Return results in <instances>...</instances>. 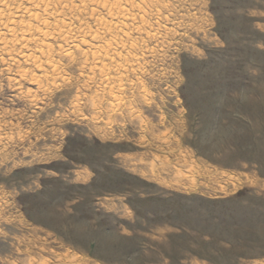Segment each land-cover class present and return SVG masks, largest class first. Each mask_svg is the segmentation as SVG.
<instances>
[{
    "label": "rangeland",
    "instance_id": "1",
    "mask_svg": "<svg viewBox=\"0 0 264 264\" xmlns=\"http://www.w3.org/2000/svg\"><path fill=\"white\" fill-rule=\"evenodd\" d=\"M28 1L1 20L30 42L0 27V264H264V0Z\"/></svg>",
    "mask_w": 264,
    "mask_h": 264
},
{
    "label": "bare ground",
    "instance_id": "2",
    "mask_svg": "<svg viewBox=\"0 0 264 264\" xmlns=\"http://www.w3.org/2000/svg\"><path fill=\"white\" fill-rule=\"evenodd\" d=\"M2 1H3V0H2ZM5 1H6V2H5ZM19 1H20V3H23V2H25V1H27V0H19ZM21 1H22V2H21ZM29 1H30V0H29ZM29 1H28V2H29ZM34 1H35V0H34ZM56 1H57V0H55V2H56ZM83 1H84V0H83ZM101 1H102V0H101ZM109 1H110V0H109ZM121 1H122V0H121ZM121 1H120V2H121ZM125 1H126V0H125ZM128 1H129V0H128ZM145 1H146V0H145ZM4 2H5V3L3 4V8H2L3 11H1L2 13H0V27H1L2 29H5V31H6L8 34L12 35L13 38L17 39V36H19V35H17V34L19 33L18 31H19V30L21 31L22 29H21V28H18L19 30L16 31V28H15V24H16V23H15V22H13V25H12V26H11L10 24H7V23H6L7 25H5V24L3 25V24H2V23H4L5 21L2 22L1 19H4V13L7 12V11L9 10V6H10L9 4H10L11 0H4ZM37 2H38V0H37ZM37 2H36V3H37ZM44 2L46 3V1H44ZM47 2H48V0H47ZM81 2H82V0H81ZM85 2L87 3V0H85L84 3H85ZM88 2H89V1H88ZM97 2H99V0H98ZM104 2H105V1H104ZM115 2H116V1H115ZM115 2H114V3H115ZM118 2H119V0H118ZM133 2H134V1H133ZM158 2H159V0H158ZM16 3H17V2H16ZM33 3H34V2H33ZM36 3H34V4H36ZM84 3H83V5H84ZM89 3H91V2H89ZM89 3H88V4H89ZM100 3H101V2H100ZM134 3H136V2H134ZM134 3H133V4H134ZM23 4H24V3H23ZM28 4H29V3H28ZM28 4H27V5H28ZM47 4H48V3H47ZM52 4H53V3H52ZM120 4H121V3H120ZM126 4H127V1H126ZM16 5H17V4H16ZM19 5H20V4H19ZM25 5H26V3H25ZM42 5H43V4H42ZM42 5H41V7H42ZM104 5H105V3H104ZM134 5H135V4H134ZM137 5H138V3L136 4V6H137ZM141 5H142V4H141ZM20 6H21V5H20ZM46 6H47L48 8L50 7L51 9L54 8V7H51V6H48V5H46ZM53 6H54V5H53ZM84 6H87V5H84ZM110 6H112V5H110ZM116 6H117V5H116ZM120 6H121V5H120ZM15 7H16V6H15ZM21 7H24V5L21 6ZM25 7H27V6H25ZM55 7H56V4H55ZM107 7H108V6H107ZM128 7H129V6H128ZM139 7H140V4H139ZM0 8H1V7H0ZM17 8L19 9V6H18V5H17ZM37 8H38V7H37ZM37 8H35V9H37ZM50 8H49V10H51ZM108 8H110V7H108ZM111 8H112V7H111ZM119 8H120V7H119ZM140 8H142V7H140ZM10 9H11V7H10ZM20 9H21V8H20ZM25 9H27V8H25ZM38 9H39V8H38ZM38 9H37V10H38ZM83 9H84V8H83ZM133 9H134V8H132V11H133ZM137 9H138V8H137ZM28 10H29V8H28ZM33 10H34V9H33ZM40 10H41V9H40ZM46 10H48V9H46ZM46 10L44 9L45 12H46ZM108 10H110V9H108ZM120 10H121V9H120ZM122 10H123V9H122ZM139 10H140V9H139ZM142 10H143V9H142ZM9 11H10V10H9ZM12 11H15V10H12ZM42 11H43V10H42ZM125 11H126V10H125ZM50 12L52 13V11H50ZM50 12H49V14H50ZM109 12H110V11H109ZM119 12H120V11H119ZM128 12H131L130 9H129ZM13 13H14V12H13ZM17 13H18V12H17ZM20 13H22V12H20ZM36 13H37V12H36ZM46 13H47V12H46ZM46 13H45V15H46ZM124 13H125V12H124ZM137 13H138V12H137ZM143 13H144V12H143ZM11 14H12V13H11ZM15 14H16V13H15ZM29 14H31V13H29ZM52 14H53V13H52ZM118 14L120 15V13H118ZM126 14H127V13H126ZM126 14H125V16H126ZM128 14H129V16H130V13H128ZM12 15H13V14H12ZM47 15H48V13H47ZM47 15H46V16H47ZM53 15H54V14H53ZM116 15H117V14H116ZM5 16H6V15H5ZM15 16H16V15H15ZM48 16H50V15H48ZM113 16H115V14H113ZM129 16H128V17H129ZM51 17H52V16H50V18H51ZM117 17H118V16H117ZM120 17L124 18L122 15H121ZM9 18H11V17H8V19H9ZM30 18H34L35 21H37V20L40 21V20H41V23H40V22H39V23L41 24V27H42V28L37 29V30H38L37 32H38L39 36H41L42 40H46V41H47V40H48V37L50 36V33L48 32L49 24H51L52 22H51V23H48V22H47V17H44L45 19H44V18L41 19L42 16H41V18H38V16H37L36 14H31V15H30ZM55 18L57 19L58 17H55ZM55 18H52V19H55ZM12 19H13V18H12ZM113 19H114V18H113ZM31 20H32V19H31ZM118 20H120V19H118ZM123 20H124V19H123ZM48 21H49V20H48ZM125 21H126V20H125ZM9 22H10V21H9ZM9 22H8V23H9ZM18 22H19V21H18ZM22 22H23V21H22ZM55 22H56V21H55ZM55 22H54V23H55ZM59 22H62L61 19L59 20ZM14 23H15V24H14ZM30 23H31V22H30ZM30 23H28V26H27L26 28H23V30H24V29H26V30H24L23 33H21V38H20V36H19V38L21 39L20 41H21L22 43H28V42H30V40H31L30 38L32 37V35H33L32 33H33V32L31 33L30 31H32L33 29H35V28H34L35 26H33V28H32V26H31ZM37 23H38V22H37ZM56 23H57V22H56ZM113 23H115V22H113ZM121 23H122V22H120V24H121ZM123 23H124V22H123ZM25 24H27L26 21H25ZM29 24H30V25H29ZM59 24H61V23H59ZM111 24H112V22H111ZM120 24H119V25H120ZM21 25H22V24H21ZM53 25H54V24H53ZM63 25H65V24H63ZM70 25H71V24H70ZM70 25H69V27H70ZM114 25H115V24H114ZM124 25H126V24H124ZM2 26H4V28H3ZM38 26H39V25H38ZM106 26H107V25H106ZM115 26H116V25H115ZM121 26H122V24H121ZM16 27H17V26H16ZM19 27H20V26H19ZM22 27H23V26H22ZM54 27L56 28V26H54ZM58 27H59V26H58ZM112 27H113V26H112ZM112 27H111V28H112ZM122 27H123V26H122ZM124 27H126V26H124ZM59 28H60V27H59ZM59 28H58V29H59ZM115 28H116V27H115ZM60 29H61V28H60ZM107 29H108V26H107ZM123 29H124V28H123ZM49 30L52 31L51 29H49ZM64 30H65L66 32H68V31H67L68 29H64ZM111 30H112V29H111ZM115 30H116V29H115ZM118 30H119V29H118ZM35 31H36V30H35ZM56 31H57V30H56ZM62 31H63V30H62ZM69 31H70V30H69ZM116 31H117V30H116ZM120 31H121V30H120ZM0 32H2L1 29H0ZM16 32H17V34H16ZM58 32H59V31H57V33H58ZM60 32H61V31H60ZM72 32H73V31H72ZM89 32H91V31H89ZM117 32H118V31H117ZM35 33H36V32H35ZM55 33H56V32H55ZM61 33H62V32H61ZM81 33H82V32H81ZM94 33H95V31H94ZM97 33H99V32H97ZM70 34H71V33H70ZM92 34H93V33H92ZM95 34H96V33H95ZM119 34H120V33H119ZM119 34H118V35H119ZM1 35H2V34L0 33V42L2 41V44H3V41H4V42H5L4 44H7L8 42L6 43V40H7L8 38L5 40L4 38L1 37ZM34 35H35V34H34ZM53 35H55V34H53ZM53 35H52V36H53ZM61 35H62V34H61ZM73 35H74V34H73ZM96 35L99 36V38H100V35H98V34H96ZM96 35H95L94 37L91 36V38H95V39H96V37H97ZM123 35H124V33H123ZM3 36H4V35H3ZM35 36H36V35H35ZM63 36H64V34H63ZM67 36H68V35H67ZM76 36H77V35H76ZM79 36H80V35H79ZM127 36H128V35H127ZM5 37H6V36H5ZM81 37H82V36H81ZM81 37H80V38H81ZM115 37H116V36H115ZM120 37H121V36H120ZM120 37H119V38H120ZM33 38H34V37H33ZM33 38H32V39H33ZM68 39H70V37H69ZM68 39H67V40H68ZM74 39H75V37H74ZM74 39H73V41H74ZM77 39H79V38H77ZM89 39H90V38H89ZM65 40H66V39H65ZM65 40H64V41H65ZM71 40H72V38H71ZM86 40H87V39H86ZM86 40L81 38L80 41L77 40L78 43H76V44H77V45H78L79 43H80V44H81V43H84V44H85V43H86ZM98 40H99V39H98ZM100 40H101V39H100ZM100 40H99V41H100ZM119 40H120V39H119ZM126 40H127V39H126ZM7 41H8V40H7ZM73 41L71 42V44L73 43ZM88 41H89V40H87V42H88ZM90 41H92V39H90ZM99 41H98V42H99ZM121 41H123V38H122ZM94 42H95V41H94ZM96 42H97V41H96ZM116 42H117V41H116ZM118 42H119V41H118ZM68 43H70V42L68 41ZM68 43H66V44H68ZM119 43H120V42H119ZM119 43H118V44H119ZM123 43H124V42H122V44H123ZM41 44H43V43H41ZM88 44H89V42H88ZM114 44H115V43H114ZM45 45H46V43H45ZM73 45H74V44H73ZM73 45H72V46H73ZM110 45H111V44H110ZM112 45H113V44H112ZM112 45H111V46H112ZM40 46H41V45H40ZM42 46H43V45H42ZM124 46H125V45H124ZM46 47H47V46H46ZM105 47H106V46H105ZM43 48H44V47H43ZM98 48H99V47H98ZM98 48H97V49H98ZM100 48H101V47H100ZM100 48H99V50H100ZM102 48H104V47H102ZM102 48H101V49H102ZM108 49H109V48H108ZM110 49H111V47H110ZM100 51H101V50H100ZM104 51L107 52L106 48L104 49ZM109 51H110V50H109ZM128 51H129V50H128ZM98 52H99V51H98ZM102 52H103V50H102ZM128 53H129V52H128ZM98 54H100V53H98ZM101 54H102V53H101ZM67 55H68V54H67ZM120 55H121V54H120ZM130 55H131V54H130ZM117 56H119V55H117ZM132 56L134 57V55H132ZM132 56H131V57H132ZM137 56H138V55H137ZM137 56H136V57H137ZM96 57H99V56H96ZM122 57H123V56H122ZM124 57H125V56H124ZM111 58H112V57H111ZM128 58H129V56H128Z\"/></svg>",
    "mask_w": 264,
    "mask_h": 264
}]
</instances>
